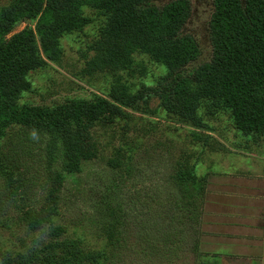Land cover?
<instances>
[{
	"label": "trees",
	"instance_id": "trees-1",
	"mask_svg": "<svg viewBox=\"0 0 264 264\" xmlns=\"http://www.w3.org/2000/svg\"><path fill=\"white\" fill-rule=\"evenodd\" d=\"M191 12L190 0H7L0 6V176L12 192L20 220L33 234L21 252L12 254L0 245L1 264H113L112 252L87 246L58 220L65 181L85 187V164L103 151L98 129L111 132L132 115L128 108L155 112L150 104L159 99L158 107L167 116L193 127L191 147H200L199 154L228 151L212 134L211 119L224 112L245 139L236 147L253 150L250 138L264 147V0H215L208 23L211 51L204 60H199L198 37L184 29ZM22 22L29 25L12 34ZM93 25L97 35L88 45L93 53L83 71L101 72L107 79L113 74L109 89L53 103L23 100L35 91L34 72L51 62L62 63L61 37ZM123 127L121 139L129 130L127 123ZM12 130L42 141L48 182L37 202L22 195V172L8 157ZM149 132L147 128L143 134ZM110 136L117 137L115 132ZM131 150L127 140L111 146L107 163L123 167L133 160ZM194 153L182 152L172 177L183 193L191 191L192 199L201 201L205 183L197 182L196 163L190 160ZM189 200L183 199L184 207L194 211ZM7 203L0 189V212ZM114 210L110 206L106 222L98 218L99 234L112 249L122 217ZM39 232L48 237H36ZM188 234L178 243H209L203 229L191 238ZM203 253L198 264H214L211 258L217 255Z\"/></svg>",
	"mask_w": 264,
	"mask_h": 264
},
{
	"label": "rangeland",
	"instance_id": "rangeland-1",
	"mask_svg": "<svg viewBox=\"0 0 264 264\" xmlns=\"http://www.w3.org/2000/svg\"><path fill=\"white\" fill-rule=\"evenodd\" d=\"M6 1L0 0V6ZM190 1L194 9L195 1ZM205 8V4L199 5L198 12L192 13L184 25V29L198 37L201 42L199 60H204L211 51L209 27L206 22L214 7L212 8L211 3L209 12L204 11ZM28 25V22H22L12 34ZM96 35V26L93 25L87 26L83 32L62 36V63L51 62L49 67L34 72L35 91L26 93L23 100L53 103L72 96L90 98L93 93L103 94L109 89L108 80L113 74H108L110 76L107 79L101 72H95L93 74L96 75H93L83 71L90 53H93H88V45ZM45 88H48L46 92ZM158 104L157 98L150 104L155 112L134 111L128 108L132 115L109 133V130L99 128L103 151L99 158L85 164L82 172L85 187H77L69 179L65 181L66 187L61 197L63 207L58 222L68 225L69 234L83 237L87 246L97 249L105 247L109 253L112 252L113 264H198L203 251H215L214 239H211L207 246L199 242L196 245H187L178 241L185 238L187 233L190 237L198 230H211L214 227L212 223L218 222V217L233 214L234 212L224 211V202H236L237 198H240L239 193L247 195V190L243 188L249 189L260 183L261 175L246 171L255 167L264 172V147L259 146L261 150H258V143L251 141L250 136V148L253 150L236 147V142L243 145L245 139L239 137V132L226 112L211 119V123L214 126L213 136L226 144L228 151H206L199 154L197 151L200 147L195 150L191 147L192 136L189 130L193 127L167 116ZM148 118L155 120L156 125L150 124ZM125 122L129 126L128 135L121 139L119 136L124 130ZM147 128H150V132L144 135ZM112 132H115L117 137L112 138ZM23 136L22 132L12 130L8 157L22 172V195L37 202L48 182L47 158L40 138L35 135L24 138ZM124 140L132 147L133 160L121 168H113L107 163V156H111V146H117ZM184 150L196 152L191 155L190 160L196 163L197 182L205 183L204 199L201 201L200 198L192 199L191 191L183 193L172 177L176 162ZM255 153L263 156H256ZM253 158L262 161L256 159L253 162ZM126 166L130 169L129 172ZM232 169H235L236 173ZM243 172L245 173L240 176L244 181L236 184L233 177ZM0 189L3 199L9 201L0 212V245L15 254L24 250L25 244L30 243L33 234L20 220L12 192L7 189L2 176ZM188 196V206L198 211V214L184 207L183 199ZM191 200L196 203H190ZM110 206L115 208V214H122L121 225L117 226L115 231H120V236L115 240L114 249L107 246L104 234H99L101 227L98 218H103L104 222L111 219ZM190 215L192 216L189 217ZM95 217L96 221L93 222ZM224 220L227 222L226 218ZM41 234L39 232L36 237H48L47 234ZM222 241L226 243L228 239L223 238Z\"/></svg>",
	"mask_w": 264,
	"mask_h": 264
},
{
	"label": "crops",
	"instance_id": "crops-1",
	"mask_svg": "<svg viewBox=\"0 0 264 264\" xmlns=\"http://www.w3.org/2000/svg\"><path fill=\"white\" fill-rule=\"evenodd\" d=\"M255 155L263 156L256 153ZM256 159L262 161V159L253 158V162ZM232 170L236 173L235 169ZM246 172H257L261 175L260 183L251 186L249 189L248 187L243 188L247 190V195L243 196L239 193L240 198H237L236 202H224V211L234 213L228 214L229 216L218 217V222L212 223L214 227L211 230L204 228L210 236L209 242L214 239L215 251H208L214 256L217 255L213 259L211 258L214 264H217L218 261L216 260H221L218 264H264V172L255 167ZM244 173H238L237 176L233 177L236 184H239L241 180L244 181V178L240 176ZM223 196L227 197L226 195ZM225 218L227 222H225ZM206 225L207 222L205 221L204 226ZM225 227L226 229H224ZM223 238H227L228 241L224 243ZM218 239L220 240L218 241Z\"/></svg>",
	"mask_w": 264,
	"mask_h": 264
},
{
	"label": "flooded vegetation",
	"instance_id": "flooded-vegetation-1",
	"mask_svg": "<svg viewBox=\"0 0 264 264\" xmlns=\"http://www.w3.org/2000/svg\"><path fill=\"white\" fill-rule=\"evenodd\" d=\"M194 1H195V7H194V9H193V7H192L191 15H192V13L196 14V13L198 12V6H199V5H204V4L207 6V8H205L204 11L209 12V10H210V5H211V3H212V8H213V7H214V1H215V0H194ZM191 6H192V3H191ZM212 12H213V11H211V13H210V18H211V14H212ZM191 15H190V17H191ZM210 18H209V20H210ZM209 20H208V22H206V23H209Z\"/></svg>",
	"mask_w": 264,
	"mask_h": 264
}]
</instances>
